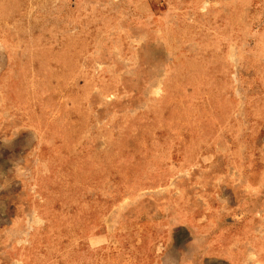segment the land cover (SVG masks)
<instances>
[{"label": "rangeland", "instance_id": "obj_1", "mask_svg": "<svg viewBox=\"0 0 264 264\" xmlns=\"http://www.w3.org/2000/svg\"><path fill=\"white\" fill-rule=\"evenodd\" d=\"M0 264H264V0H0Z\"/></svg>", "mask_w": 264, "mask_h": 264}]
</instances>
